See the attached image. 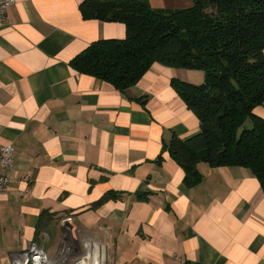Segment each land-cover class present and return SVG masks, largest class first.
I'll use <instances>...</instances> for the list:
<instances>
[{
    "label": "crops",
    "instance_id": "crops-1",
    "mask_svg": "<svg viewBox=\"0 0 264 264\" xmlns=\"http://www.w3.org/2000/svg\"><path fill=\"white\" fill-rule=\"evenodd\" d=\"M81 1L14 0L0 22V145L15 149L0 194V264L33 241L50 256L74 244L71 261L96 264H264L255 175L200 162V180L186 186L164 147L199 130L170 83L196 81L190 70L155 62L124 92L77 72L69 61L92 41L126 33L84 19ZM253 112L264 119V103Z\"/></svg>",
    "mask_w": 264,
    "mask_h": 264
},
{
    "label": "trees",
    "instance_id": "trees-1",
    "mask_svg": "<svg viewBox=\"0 0 264 264\" xmlns=\"http://www.w3.org/2000/svg\"><path fill=\"white\" fill-rule=\"evenodd\" d=\"M79 9L84 19L123 23L126 33L92 41L69 61L77 72L122 92L155 62L203 72L197 84L170 81L199 121L196 133L164 145L186 186L200 180L204 162L245 167L264 191V119L253 112L264 103V0H192L168 10L148 0H82Z\"/></svg>",
    "mask_w": 264,
    "mask_h": 264
},
{
    "label": "built area",
    "instance_id": "built-area-1",
    "mask_svg": "<svg viewBox=\"0 0 264 264\" xmlns=\"http://www.w3.org/2000/svg\"><path fill=\"white\" fill-rule=\"evenodd\" d=\"M14 3V0H0V22L5 21L8 7ZM15 149L11 144L0 145V194L7 190L9 177L7 170L12 167L14 161ZM70 217L64 218L67 222ZM72 245H62V248L55 256H50L35 241L22 252L12 254L11 264H70ZM83 258L74 259L71 264H83Z\"/></svg>",
    "mask_w": 264,
    "mask_h": 264
},
{
    "label": "rangeland",
    "instance_id": "rangeland-1",
    "mask_svg": "<svg viewBox=\"0 0 264 264\" xmlns=\"http://www.w3.org/2000/svg\"><path fill=\"white\" fill-rule=\"evenodd\" d=\"M187 70H189V69H187ZM189 73L191 74V79H193V80H196V81H191L190 79L188 80V79H183L184 81L186 80L187 82H191V83H194V84H197V83H200V82H202V79L204 78V75H203V72H201V71H198V70H190L189 71ZM201 77V79H199ZM246 125H249V123L247 122L246 123ZM62 221H63V219H62ZM61 220H60V222H62ZM66 224V223H65ZM65 227L66 228H70L71 229V226L70 225H65ZM68 238H66L65 240H67ZM61 244H62V240H61V242H60ZM73 244V243H72ZM73 246H74V244H73ZM62 248V245L59 247V249L57 250V253L60 251V249ZM72 251H73V249H71ZM72 253V252H71ZM71 258V257H70ZM72 260V258L70 259V263H72L73 261H71ZM83 264H96L95 262L94 263H92V262H89L88 260H85V262L83 263Z\"/></svg>",
    "mask_w": 264,
    "mask_h": 264
}]
</instances>
